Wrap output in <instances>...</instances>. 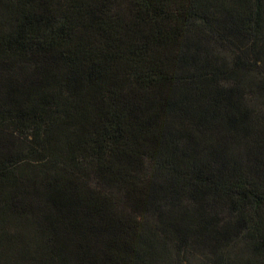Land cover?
I'll return each mask as SVG.
<instances>
[{
  "label": "trees",
  "instance_id": "trees-1",
  "mask_svg": "<svg viewBox=\"0 0 264 264\" xmlns=\"http://www.w3.org/2000/svg\"><path fill=\"white\" fill-rule=\"evenodd\" d=\"M0 264H264V0H0Z\"/></svg>",
  "mask_w": 264,
  "mask_h": 264
}]
</instances>
